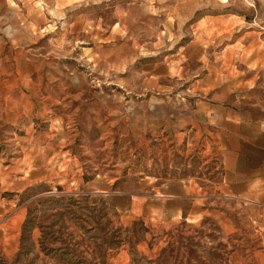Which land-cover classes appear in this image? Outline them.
<instances>
[{
  "label": "rangeland",
  "instance_id": "obj_1",
  "mask_svg": "<svg viewBox=\"0 0 264 264\" xmlns=\"http://www.w3.org/2000/svg\"><path fill=\"white\" fill-rule=\"evenodd\" d=\"M227 110L264 117V0H0V264H264Z\"/></svg>",
  "mask_w": 264,
  "mask_h": 264
},
{
  "label": "crops",
  "instance_id": "obj_2",
  "mask_svg": "<svg viewBox=\"0 0 264 264\" xmlns=\"http://www.w3.org/2000/svg\"><path fill=\"white\" fill-rule=\"evenodd\" d=\"M227 111L228 113L224 115L209 116L212 119L214 117L217 122L213 130L200 129L202 133H205L201 142L219 158L222 168L219 183L231 190V194L241 200L245 207L257 212L254 218L260 225L264 252V117L263 119L256 117L254 120L250 117L247 122L241 120V115ZM198 131L199 128L192 127L189 135L192 133L193 135L188 142L193 144L198 142L196 139ZM116 188L115 192H127L121 187ZM159 193L161 197H179V195ZM150 196L147 192L136 194L137 205H140L141 209L144 205L147 208ZM163 199L166 200L169 197H163Z\"/></svg>",
  "mask_w": 264,
  "mask_h": 264
}]
</instances>
